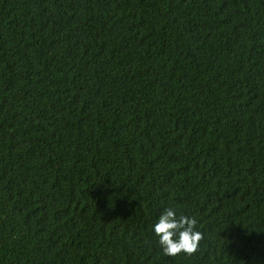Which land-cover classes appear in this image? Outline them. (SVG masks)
<instances>
[{"label":"trees","instance_id":"trees-1","mask_svg":"<svg viewBox=\"0 0 264 264\" xmlns=\"http://www.w3.org/2000/svg\"><path fill=\"white\" fill-rule=\"evenodd\" d=\"M0 264H264V0H0Z\"/></svg>","mask_w":264,"mask_h":264},{"label":"clouds","instance_id":"clouds-1","mask_svg":"<svg viewBox=\"0 0 264 264\" xmlns=\"http://www.w3.org/2000/svg\"><path fill=\"white\" fill-rule=\"evenodd\" d=\"M196 225L195 217L178 216L175 209H165L154 225V233L164 254L172 257L181 253L188 256L195 254L204 239L203 233L196 230Z\"/></svg>","mask_w":264,"mask_h":264}]
</instances>
